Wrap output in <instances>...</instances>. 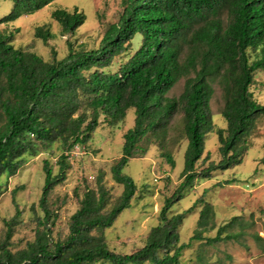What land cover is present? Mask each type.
<instances>
[{"label": "trees", "instance_id": "16d2710c", "mask_svg": "<svg viewBox=\"0 0 264 264\" xmlns=\"http://www.w3.org/2000/svg\"><path fill=\"white\" fill-rule=\"evenodd\" d=\"M13 8L0 22H14L31 15L55 0H11ZM123 9L110 23L96 48H77L67 39V54L51 58L17 47L12 33L0 30V197L8 190L10 177L30 157L57 144L58 172L44 160L45 181L38 206L33 240L15 249L12 238L20 224L22 210L11 190L15 214L4 219L0 233V264H185L183 252L194 241L213 244L236 237L229 229L239 216L218 228L214 207L204 201L197 229L188 242H180L179 228L196 204L175 212L186 188L198 179H212L218 170L242 162L249 149L248 137L256 121L264 117V104L252 87L255 75L264 71V0H122ZM52 19L62 35L75 34L87 16L75 7L53 10ZM35 37L48 44L55 34L48 25L38 26ZM140 38L134 47V40ZM184 78L182 92H169ZM214 84L222 90L221 115L226 127L212 119ZM135 109L133 127L123 135L122 154L111 166L112 178L124 189L111 203L104 173L96 186H86L82 195L74 189L78 209L71 215L69 232L55 237L59 216L54 188L67 178L69 154L86 145L102 124L115 127L129 109ZM177 113L182 114V133L187 140L183 182L167 197L143 247L132 253H118L107 242L105 231L130 206L137 191L134 179L123 173L133 158L144 157L158 146L174 167L170 140ZM219 141L218 162L205 153L211 133ZM206 163L201 170L198 163ZM56 198V197H55ZM58 198V197H57ZM213 237L203 232L214 230Z\"/></svg>", "mask_w": 264, "mask_h": 264}, {"label": "rangeland", "instance_id": "374dc122", "mask_svg": "<svg viewBox=\"0 0 264 264\" xmlns=\"http://www.w3.org/2000/svg\"><path fill=\"white\" fill-rule=\"evenodd\" d=\"M75 7L83 11L87 19L74 35H62L61 26L51 17L52 12L57 8L72 11ZM12 8L11 0H0V18L9 14ZM122 9V0H55L34 14L23 15L14 22H0V30L12 33L13 43L17 47L33 51L46 60L51 58V48L54 47L58 57L62 58L68 52L67 39H71L77 48L98 47L107 26L118 20ZM45 24L55 34V38L49 40L48 44L35 37L36 28ZM139 40V37L134 40V47ZM255 79L252 90L257 101L264 104V71H258ZM183 86L184 78L178 81L168 95L178 96ZM214 87L212 119L216 125L226 127L227 122L220 113L224 104L222 90L218 84H214ZM134 118L135 109L131 108L118 126L111 127L102 123L89 143L78 145L70 152L67 178L54 188L52 207L59 211L54 227L55 237H63L69 232L70 217L79 206L74 194L75 188L79 189L80 195L86 186L94 188L96 178L102 172L104 183L111 194V203H115L123 192V185L112 178L111 166L122 154L123 135L133 127ZM182 125V114L177 113L169 137L170 140H177L172 150L174 167L162 156L158 146H151L144 157L131 159L124 168L123 173L136 182L137 191L130 206L105 231L112 250L126 254L143 247L150 229L160 222L159 213L165 199L171 197L183 182L181 172L184 169L187 140L182 133ZM248 146L240 164L227 170H218L212 179L196 180L173 205V211L182 212L196 204L179 228L181 243L188 242L197 229L199 211L204 201L211 202L214 207L217 228L235 216L240 217L229 229L236 237L213 244L194 241L183 252L182 260L185 264H264V117L256 121V128L248 137ZM218 147V137L213 132L206 139L205 153H210L216 162L221 158ZM58 155L57 144H54L39 155L28 158L17 174L10 177L8 190L0 197L1 233L4 219L15 214L11 190L20 185L24 187L17 194L22 214L12 238V247L15 249L25 246L34 238L37 217L43 215L38 203L45 181L44 160L48 159L54 173H57ZM206 165L207 162L200 161L197 169L201 170ZM217 228L203 232V235L213 237Z\"/></svg>", "mask_w": 264, "mask_h": 264}]
</instances>
